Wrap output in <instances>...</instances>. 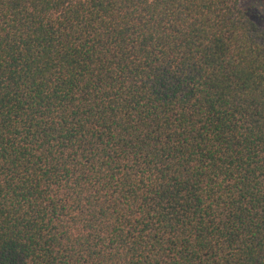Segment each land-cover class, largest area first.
<instances>
[{
  "label": "trees",
  "instance_id": "trees-1",
  "mask_svg": "<svg viewBox=\"0 0 264 264\" xmlns=\"http://www.w3.org/2000/svg\"><path fill=\"white\" fill-rule=\"evenodd\" d=\"M264 0H0V264H264Z\"/></svg>",
  "mask_w": 264,
  "mask_h": 264
},
{
  "label": "rangeland",
  "instance_id": "rangeland-1",
  "mask_svg": "<svg viewBox=\"0 0 264 264\" xmlns=\"http://www.w3.org/2000/svg\"><path fill=\"white\" fill-rule=\"evenodd\" d=\"M261 18H257L259 20V22L264 26V13L260 14Z\"/></svg>",
  "mask_w": 264,
  "mask_h": 264
}]
</instances>
